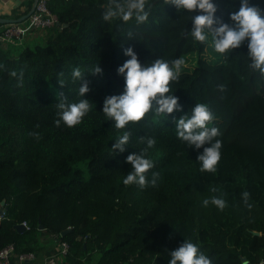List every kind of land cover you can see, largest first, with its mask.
<instances>
[{"label":"trees","instance_id":"16d2710c","mask_svg":"<svg viewBox=\"0 0 264 264\" xmlns=\"http://www.w3.org/2000/svg\"><path fill=\"white\" fill-rule=\"evenodd\" d=\"M211 2V27L231 24L239 0ZM249 2L264 8V0ZM108 3L47 0L59 26L42 30L38 41H0V249L36 254L51 237L68 244L63 264H167L168 252L190 239L213 264H243L242 257L264 264V73L251 67L247 38L217 53L190 35V15L173 0H145L143 21L105 19ZM129 47L141 64L183 57L178 79L169 81L180 110L153 119L150 109L117 129L102 105L123 91L117 68ZM97 65L100 73L92 71ZM83 82L92 108L76 125H56L58 103L81 98ZM196 103L208 106L206 124L220 132L212 138L221 140L215 171L197 160L210 141L196 148L175 135L174 118ZM123 131L124 150L111 149ZM149 136L156 142L145 176L158 172L156 183L126 185L125 158L139 154ZM213 195L227 201L223 209ZM21 222L28 228L18 232Z\"/></svg>","mask_w":264,"mask_h":264},{"label":"clouds","instance_id":"9594fccd","mask_svg":"<svg viewBox=\"0 0 264 264\" xmlns=\"http://www.w3.org/2000/svg\"><path fill=\"white\" fill-rule=\"evenodd\" d=\"M173 4L177 9L189 13L192 22L190 35L196 41L210 42L217 53H226V50L239 46L247 38L248 56L252 58L251 67L264 73V8L250 3L249 0H239L238 8L229 12L231 24L217 21L218 26L212 28L215 5L211 0H173ZM144 8L145 0H109L104 18L119 15L124 20L135 17L143 21L147 16ZM125 55L129 58L117 68L118 74L123 76V91L118 95L106 97L102 105V112L114 121V127L124 129L129 122L141 120L150 109L155 114L153 119L173 113L174 109L179 111L178 98L169 90V81L178 79L181 67L185 63L183 57L171 60L159 57L150 63L141 64L131 47L125 49ZM92 71L100 73L101 68L97 65ZM72 74L80 76V69L74 68ZM87 91L88 84L83 82L78 89L81 98L73 102L61 100L58 103L59 119L54 121L56 125L61 121L67 126L81 122L92 108V103L82 98ZM174 119L175 135L187 145L199 148L206 141H210L209 146L197 156V160L200 162L201 170L215 171L220 158L221 140L218 138L212 140L213 137H218L220 132L216 127L206 124L212 119L208 106L205 103H196L191 109V114L184 113ZM128 140L129 133L123 131L116 137L111 149L122 152ZM155 142V137L149 136L146 146L140 149L139 154L133 152L126 156V162L131 165V170L124 175V184L136 183L144 187L145 184L156 183L152 177L159 176L158 172H152L150 179L145 176L146 171L153 167V160L147 152ZM212 191L216 189L213 188ZM242 196L247 198L248 192H242ZM211 203L223 209L227 201L223 196L213 195ZM202 204L208 205L209 199H203ZM168 253L170 258L167 264H213L211 258L200 250L199 244L190 239H183L178 247Z\"/></svg>","mask_w":264,"mask_h":264},{"label":"built area","instance_id":"2783aa9c","mask_svg":"<svg viewBox=\"0 0 264 264\" xmlns=\"http://www.w3.org/2000/svg\"><path fill=\"white\" fill-rule=\"evenodd\" d=\"M47 0H37L34 10L21 22L3 24L0 27V41L4 44L19 45L33 31H42L56 23V17L46 5ZM1 15V13H0ZM1 17V16H0ZM26 229L25 222H21ZM68 252L66 242L58 243L56 250L45 257L41 264H63ZM33 253H14L11 244L0 249V264H29Z\"/></svg>","mask_w":264,"mask_h":264},{"label":"crops","instance_id":"0c3cea01","mask_svg":"<svg viewBox=\"0 0 264 264\" xmlns=\"http://www.w3.org/2000/svg\"><path fill=\"white\" fill-rule=\"evenodd\" d=\"M28 0H0V13L3 18L15 19V15L25 10V2ZM30 40L26 39V41ZM50 239V240H49ZM48 243L45 244L42 250L34 254V260L29 264H41L45 257L54 252L58 246L57 242L51 237H48Z\"/></svg>","mask_w":264,"mask_h":264},{"label":"water","instance_id":"95a60500","mask_svg":"<svg viewBox=\"0 0 264 264\" xmlns=\"http://www.w3.org/2000/svg\"><path fill=\"white\" fill-rule=\"evenodd\" d=\"M36 2H37V0H32L31 7H30L29 11H28L25 15H23V16L17 18V19H9V18L7 19V18H2V17H0V23H1V24H9V23H16V22H21V21H23V20L26 19V18L28 17V15L34 10V7H35ZM56 25L59 26V23H56ZM64 26H65V24L62 25V27H64ZM2 204H3V201L0 203V205H2ZM0 213H3V211L0 210ZM39 228L41 229L42 227L39 226ZM15 229H16L18 232H22V231H24L26 228H25L22 224H17V225L15 226ZM62 234H64V233H62ZM253 234H257V235H258L259 233L253 232ZM241 261L243 262V264H250V263H249L248 261H246L245 258H243V257L241 258Z\"/></svg>","mask_w":264,"mask_h":264},{"label":"rangeland","instance_id":"374dc122","mask_svg":"<svg viewBox=\"0 0 264 264\" xmlns=\"http://www.w3.org/2000/svg\"><path fill=\"white\" fill-rule=\"evenodd\" d=\"M42 35H43L42 31H33L25 37L24 42L26 39H29V38L31 39V41H38V39L41 38Z\"/></svg>","mask_w":264,"mask_h":264}]
</instances>
